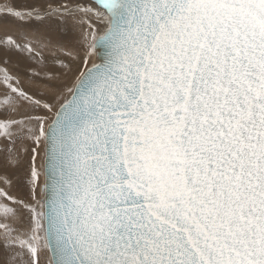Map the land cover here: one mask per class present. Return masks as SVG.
I'll use <instances>...</instances> for the list:
<instances>
[{
  "label": "snow or ice",
  "instance_id": "6c2138e0",
  "mask_svg": "<svg viewBox=\"0 0 264 264\" xmlns=\"http://www.w3.org/2000/svg\"><path fill=\"white\" fill-rule=\"evenodd\" d=\"M93 2L7 9L79 18L102 62L62 100L27 69L53 104L4 59L40 41H0V140L35 145L30 199L0 180V264H264V0Z\"/></svg>",
  "mask_w": 264,
  "mask_h": 264
},
{
  "label": "rangeland",
  "instance_id": "374dc122",
  "mask_svg": "<svg viewBox=\"0 0 264 264\" xmlns=\"http://www.w3.org/2000/svg\"><path fill=\"white\" fill-rule=\"evenodd\" d=\"M47 2L56 4H70L72 6L80 5L82 8L94 7V3L91 0H47ZM45 3V0H0V41L6 36H12L13 39L27 42L31 40L34 44L37 40L40 41L38 50L39 56H30L27 51L20 52L18 50H12L9 57H4L8 61L7 67L11 69L13 73H18L24 78V86L31 93L37 95L39 98L41 93L44 92V98L53 104H57V100L46 92L43 88H37L30 86L26 71L29 68L35 69L39 72H53L59 76L58 88L56 89V96H59L61 100L67 98L69 93L66 88L72 87L77 75L80 71L86 69L93 60V50L90 47L91 39L84 41L82 39V30L79 26V18L73 20L68 18L66 22L60 18H44L39 19L33 16L21 20L19 17L14 16L12 13L7 12L8 8L13 11H20L26 13L39 5ZM103 12V9H99ZM101 32L106 24V16L103 22L96 19L95 16L91 20ZM48 45L47 47L43 45ZM4 45L0 43V48ZM64 50L61 51L60 49ZM71 51L72 55L67 53ZM24 54V55H23ZM63 60L66 64L69 63V67H63L57 60ZM87 59V63H85ZM19 61V63H18ZM74 68L65 72V69H70L72 65ZM67 65V64H66ZM4 64L0 63V68H3ZM14 69V70H13ZM62 69V70H61ZM76 69V70H75ZM59 70H61L59 72ZM75 70V71H74ZM65 72L63 75L60 73ZM30 74V73H28ZM54 112L50 113L47 110L40 109L33 112L32 115H47L49 118L53 116ZM35 146L32 141L25 140L23 143L17 141L15 145H10L4 140H0V180L3 177L11 181V192L13 195L24 199H30V186L28 183L30 169L32 166V152L31 148ZM11 148L16 154L14 161H9L8 149ZM40 156L37 159V165L40 171V183L42 184V170H43V157H44V144L43 138H41V145L39 146ZM0 186H3L0 183ZM7 255L5 253L2 242H0V262L6 261ZM41 264H46V256H41Z\"/></svg>",
  "mask_w": 264,
  "mask_h": 264
},
{
  "label": "water",
  "instance_id": "95a60500",
  "mask_svg": "<svg viewBox=\"0 0 264 264\" xmlns=\"http://www.w3.org/2000/svg\"><path fill=\"white\" fill-rule=\"evenodd\" d=\"M106 21H107V17H106ZM92 50H93V54H94L93 63L90 64V66H88L87 68L91 67L93 64H97V63L102 62V56H98L97 55V50L96 49L92 48ZM100 51L103 52V49H101ZM43 163H44V157H43ZM42 175H43V170H42ZM43 182H44V175H43V178H42V184H43Z\"/></svg>",
  "mask_w": 264,
  "mask_h": 264
},
{
  "label": "bare ground",
  "instance_id": "6f19581e",
  "mask_svg": "<svg viewBox=\"0 0 264 264\" xmlns=\"http://www.w3.org/2000/svg\"><path fill=\"white\" fill-rule=\"evenodd\" d=\"M92 2H93V0H91ZM94 3V2H93ZM94 7H97V5L94 3ZM103 31V30H102ZM24 55V54H23ZM61 60V59H60ZM61 61H63V60H61ZM57 62V61H56ZM92 63H93V60H92ZM63 64H65V62L63 61ZM66 64H67V66L69 67L70 65H69V63H67L66 62ZM58 65V63L55 65V67H52V69H55L56 68V66ZM61 65V64H60ZM76 64H74V65H72L71 67H70V69H65V72H67V71H70V70H72L73 68H74V66H75ZM65 68V67H64ZM14 70V69H13ZM62 70V69H61ZM61 70H59V72L61 71ZM76 70V69H75ZM74 70V71H75ZM40 71V70H39ZM65 72H63V73H60V75H63ZM43 167V166H42ZM7 260V259H6Z\"/></svg>",
  "mask_w": 264,
  "mask_h": 264
}]
</instances>
